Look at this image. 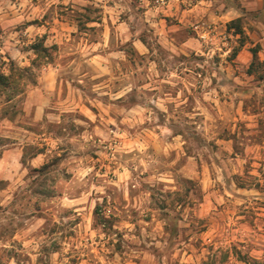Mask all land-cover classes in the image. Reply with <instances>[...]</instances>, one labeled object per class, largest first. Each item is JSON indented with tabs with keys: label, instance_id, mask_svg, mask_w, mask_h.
<instances>
[{
	"label": "rangeland",
	"instance_id": "obj_1",
	"mask_svg": "<svg viewBox=\"0 0 264 264\" xmlns=\"http://www.w3.org/2000/svg\"><path fill=\"white\" fill-rule=\"evenodd\" d=\"M0 57V264H264V0H0Z\"/></svg>",
	"mask_w": 264,
	"mask_h": 264
},
{
	"label": "trees",
	"instance_id": "obj_2",
	"mask_svg": "<svg viewBox=\"0 0 264 264\" xmlns=\"http://www.w3.org/2000/svg\"><path fill=\"white\" fill-rule=\"evenodd\" d=\"M239 31L242 32V30H240V28L238 27ZM243 33V32H242ZM242 45V44H241ZM35 53L37 54V56L41 55V54H45L47 52V48H43L42 46L39 48V46L35 45V48H33ZM252 54L254 59L257 58V50H252ZM8 66V68H7ZM5 69H8V72L5 71ZM25 69L21 70L18 67H15L13 65V61L9 60V62H6L4 60H2V57H0V96L4 95L8 89H10L11 87H13V76H14V72L18 71H24ZM11 96V95H10ZM11 97L8 98V100H10ZM4 182L3 180H0V183ZM103 205L102 204H97L96 209H95V216L96 219L99 223L102 224V228L104 230H107L110 228L109 224H110V220L109 218H107L103 212Z\"/></svg>",
	"mask_w": 264,
	"mask_h": 264
},
{
	"label": "crops",
	"instance_id": "obj_3",
	"mask_svg": "<svg viewBox=\"0 0 264 264\" xmlns=\"http://www.w3.org/2000/svg\"><path fill=\"white\" fill-rule=\"evenodd\" d=\"M42 110H43V106L40 105L36 108V116L38 117H42Z\"/></svg>",
	"mask_w": 264,
	"mask_h": 264
}]
</instances>
